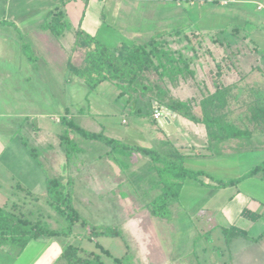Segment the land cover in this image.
Listing matches in <instances>:
<instances>
[{
    "label": "rangeland",
    "instance_id": "1",
    "mask_svg": "<svg viewBox=\"0 0 264 264\" xmlns=\"http://www.w3.org/2000/svg\"><path fill=\"white\" fill-rule=\"evenodd\" d=\"M1 1V4H4L1 7L2 17L5 14L29 15L43 5L37 4L38 0ZM61 1L57 0V4ZM220 1L214 0V3L209 4V0H160L158 7L154 6L148 11L162 20V31L159 32L186 28L185 32L191 34V37L195 36L197 40L202 41L198 45L195 39L193 40L192 46L198 55L191 65L195 76H190L179 84L174 82V85H165L169 86L175 99L184 102L195 99V103H198L205 97L217 95L218 87H222V97L212 96L210 100L220 103L229 93L227 87L232 85L236 87L231 88V95L234 97L237 93L241 94L238 99L231 98L228 108L219 109L217 112L228 115L227 120L236 123L233 129L238 132L239 128V131L245 134L247 145H238L233 153L226 151L227 148L218 152L217 144L209 149V153L203 148L208 156L195 158L193 162L196 169H189L204 172L205 176L200 177L199 182L206 183L204 186L210 189H213L214 180L220 178L226 182L237 179L264 159L263 154L256 155V151H253L256 139L262 138L261 132L264 131H261L262 127L258 123L251 121L248 109V104L253 101L252 93L264 92V56L261 53L264 51V27L259 31L251 27L246 28L242 13H233L231 16L238 20L236 23L230 20L227 14L213 21V17L209 16L212 8L219 9L217 12L223 9L232 12L237 6L222 8L218 6ZM178 4L182 6L177 7ZM12 5H17L19 12L11 14L9 9ZM199 5L206 6L202 8L203 22L195 29L192 21L186 16V10L189 17L196 18ZM248 7L251 12L264 18V12L258 11L255 5L250 4ZM17 22H22L36 31L30 34L27 29L20 28L21 31L14 25L16 30L20 31L14 33L12 41L7 43L4 49L11 52L16 49L20 53L21 63H30L23 46L27 43L35 63L28 66L23 74L10 80L12 85H9L11 90L6 93L7 100L0 99V184L2 183V188L7 193L11 189L9 185H12V191L15 192L11 195L13 200H6V208L12 210L13 204L16 203L29 218H40L51 229H64L67 226L65 220L57 216L44 200L47 178L58 177L67 185L75 207L87 222L85 225H77L72 237L54 239L56 244L50 246L51 248L46 246L38 259L53 257L52 259L57 260L61 256L60 251L75 245L87 252L100 254L105 264H115V259L125 257L129 264H163L162 249L166 250L170 257L177 254L179 261L186 264H206L209 256H212V262L215 264H264V230L261 224H257L248 237L232 235L231 241H228L231 232L223 233L224 225L216 219L213 213L215 210L204 208L213 193L195 195L196 198L190 201H186L185 195L182 196L181 193L179 202L171 206V216L165 220L150 214L148 205L159 194L158 190H151L160 180L156 167H163L162 164L168 161L180 163L181 154H185L182 155L184 164V157L188 153L181 147L194 141H188L190 135L186 126L179 124L177 134L170 133L171 129L168 128L166 133L171 135L166 137L157 122L159 120L155 121L154 111L158 106L152 105L149 97L154 94L157 99L162 98V81H159L161 85H157L160 86L158 88L153 85V91H147L146 96L134 98L130 104L131 111L124 108L128 98L120 95L118 88L109 85L107 90L113 97V105L109 104L103 97H98L100 87L90 94L86 86L66 81L69 73V54L75 42V39L67 34L70 30L57 37L50 31L41 30L45 20L23 16ZM115 27L114 35L105 39L114 48L118 45V40L129 39L128 32L122 29L121 23L115 24ZM8 44L11 45L9 50ZM184 54L192 57L193 51L185 50ZM18 85H30L33 95L26 97L23 93L15 94ZM196 95L198 96L195 97ZM82 110L85 111L84 114ZM118 110L127 111L128 114L121 118L125 134L116 140L126 145L155 151L159 155V162L162 163L130 150L116 149L118 151L109 152L111 149L106 145L85 140L74 134L71 135L74 144L62 140L66 135L63 117L73 118L84 129L105 133L96 118L101 117V114L105 116L108 113H118ZM17 111V115L14 114ZM195 112L199 118H202L203 114L204 117L209 116L200 105L195 106ZM238 117H241L240 121L237 120ZM123 120H127L128 125L123 124ZM243 136L241 138L245 139ZM261 141L264 142V139ZM197 142L194 141V144ZM251 179L255 182L247 179L248 183H242L238 187L246 194L264 202V181L259 178ZM235 193L236 188L225 191L223 197L226 198L228 194L233 196ZM181 196L186 203L181 200ZM204 209L205 211H202ZM221 216L224 217L223 212ZM168 227L174 228V231H165V228L169 230ZM101 228L110 233L119 231L121 236L96 237L97 233H103ZM253 238L259 239L257 245L251 241ZM37 243L47 244L45 241ZM97 244L109 251V254L104 253ZM241 246L248 248L247 254L240 250ZM166 253L164 251V254ZM19 255L16 250L13 251L10 246L4 245L0 247V264L11 262ZM37 255L35 247H30L22 263H29ZM14 261L11 263L14 264Z\"/></svg>",
    "mask_w": 264,
    "mask_h": 264
},
{
    "label": "trees",
    "instance_id": "2",
    "mask_svg": "<svg viewBox=\"0 0 264 264\" xmlns=\"http://www.w3.org/2000/svg\"><path fill=\"white\" fill-rule=\"evenodd\" d=\"M69 1L63 0L60 6L47 14L45 23L41 28L42 31H50L57 37H61L66 31L71 30V23L64 8ZM88 3L89 0H86V4ZM0 24L8 23L0 22ZM194 28L198 29L196 26ZM185 29L179 27L172 31L158 32L143 42H137L132 45L122 43L117 48L111 49L96 37L79 28L75 32V42L69 54L67 63L69 73L66 81H78L89 89L90 94L94 93L100 84L109 83L116 89L118 88L120 95L126 96L130 102L134 98L146 96L147 91H153V85H156L155 88L160 87L157 85H161L159 81H162V98L157 99L152 94V97H149V102L161 108L164 115H169L171 119L174 116H181L196 124L205 125L211 137V142H221V133L223 131L232 134L236 132L233 129V125L226 124L223 115L217 113L221 109L219 104L217 105L213 101H210L212 96L214 98L222 97L221 93L223 91L217 90V95L213 94L210 98L205 97L202 100V108L205 112H209V116L199 118L195 114V99H191L188 102L175 99L169 86H165L174 85V82L179 84L183 80H187L188 77L195 76V70L192 69L191 65L198 58V55L192 46L193 40L195 39V43L198 45L202 41L197 40L195 36L194 38L191 37V34L185 32ZM23 46L30 63L34 64L35 60L30 56L29 46L27 43H24ZM185 50H192L193 56H186L184 54ZM231 88L232 86H229L227 90H231ZM252 94L254 95L253 101L248 104L252 117L251 121L258 123L262 127L261 131H264V92L260 94L253 92ZM210 105L215 109H212ZM157 122L160 126L166 123L164 119ZM62 123L66 135L61 137L67 143H75L71 139V135L74 134L85 140L106 145L111 149L109 152L118 151L119 149L130 150L131 152L147 155L153 161L159 162V155L148 148L126 145L106 136L103 132L95 133L84 129L73 119H68V117H63ZM182 158L181 154L180 163L168 161L162 164L163 167H156L160 174V180L155 186L151 187V190H158L159 194L148 205L150 214L155 218L165 220L171 216V206L179 202L180 194L187 179L200 181L199 178L205 176L204 172L191 171L184 167ZM251 178L264 180V161L237 179L226 182L214 180L213 188L234 187L244 180ZM66 187L67 185L63 184L62 180L58 177L47 178L46 197L44 199L46 204L56 212L57 216L65 220L67 226L64 229H51L40 218H29L28 214L20 210L16 206V203H14L12 210L0 207V247L7 245L13 251L16 250L21 254L32 240L44 241L57 237L69 238L74 235V228L77 225L87 224L80 211L75 207L72 194L69 193ZM242 216L257 220L260 215L244 210ZM101 229L103 233H97L96 237L98 235L121 236L119 231L110 233L104 228ZM227 231L231 232V237L228 238V241H231L232 235L235 237L239 235L246 236L244 232L238 229L231 228L224 230V232ZM97 247L101 248L104 253L109 254V251L105 250L100 244H97ZM61 258L67 261L68 264H105L101 260L100 254L87 252L85 249L75 245L67 247L62 253ZM125 258L115 259V264H129Z\"/></svg>",
    "mask_w": 264,
    "mask_h": 264
},
{
    "label": "crops",
    "instance_id": "3",
    "mask_svg": "<svg viewBox=\"0 0 264 264\" xmlns=\"http://www.w3.org/2000/svg\"><path fill=\"white\" fill-rule=\"evenodd\" d=\"M159 1L160 0H89V3L86 4L85 0H70L64 7L66 10L68 19L71 23V30L67 34H70V36L73 37V40H74L75 32L79 28H81L86 33L96 37L99 41H101L107 47L113 49L114 46L110 45L109 42H107V40L105 39L106 38L109 39L110 36L114 35L115 30H116L115 24L121 23L123 25L122 29H125V32L126 31L128 32L129 39L128 40H118L119 43L118 45L115 46V48H117L122 43L132 45L137 42H143L147 40L148 37L152 36L153 34L158 33L159 31H162V28H161L162 20L160 19V17L153 16L148 12L149 9H151L152 7L154 6L158 7ZM222 1L224 0H221L219 2L220 3L219 5L218 4H215V5H218L219 7L224 8L221 5ZM1 2L2 1L0 0V22H4V23L6 22L8 24H0V99L7 100L6 93L9 92L8 90H11L9 85H12L10 83V80L15 78L19 74H23L24 70L26 68H29L32 64V63H26V62L21 63L20 53L17 52L16 49L14 50L12 49V52L4 49L5 45L7 43H10V41H12L11 37L14 35V33L16 34L18 31L21 30L20 28H22L23 30L27 29V32L30 34L36 31L33 28L32 29L28 28L29 26H26V24L22 22H17V20L22 19L23 16L25 17L29 16L30 18H34L35 20H45L49 11L60 6L63 3V0L59 2L58 4H57V0H50L48 2L47 0H38L37 4L43 3V5L39 6V8H37L35 12L33 10L29 15H21V16H18V15L10 16L9 10L11 14H15L19 12L17 5H12L10 9L8 10L9 16L5 14L4 17H2L3 9L1 8L2 6H4V4H1ZM209 4H211V2ZM250 4L255 5L258 11L264 12V0H236L234 3L229 4V5H237L233 8L232 12L225 11V9H223L221 12H217L216 10H219V9L212 8L210 10L209 16L213 17V21H216V18L222 17L224 14H227L228 18L236 23L238 22V20H235L231 16L233 15V13H242V15L245 17V20H244L245 27L246 28L251 27L252 29L259 31V29L264 27V18L260 17L258 14L251 12L248 7V5ZM180 6H182V4L177 5V7H180ZM205 6L202 7L199 5L197 9L198 17L196 18L193 17V19L191 18V16L190 17L188 16V13L186 10V16L188 17L189 20L192 21L193 25L196 27H198V25H200L203 22V20L201 21V19L203 18L202 8H205ZM260 7L261 9H259ZM139 16H141L142 18H140ZM11 17L14 19H10ZM14 25L15 26L17 25L16 27H18V29L20 30L17 31ZM10 47L11 45L8 44V50L10 49ZM261 53H262V56H264V51ZM29 78L30 77H28L27 80H29ZM5 82L7 85L5 84ZM28 82H30V80ZM73 83L74 85L75 84L82 85L78 81L76 83L73 81ZM109 85L111 84L103 83L98 86V88L99 87L101 88V91L98 93V97H103L107 101V103L113 105V103L111 102L113 100V97L112 95H110V91L107 90L109 89L108 88ZM101 86H104V87H101ZM233 87H236V86L232 85V88ZM221 88L222 87H218L217 90H220ZM16 90L17 92H15V94L17 95H21V93H23V95H25L26 97H29L30 94L33 95V88H31L30 85H18ZM197 90L199 91V88H197ZM231 90L228 91L229 93L227 94L226 98H224L220 103H216L217 105L219 104V106L221 107V110H223L225 107L230 105L231 98L238 99L239 96L241 95L237 93V95L233 97V95H231L230 93ZM197 96L198 95H196L195 97ZM130 104H131L130 101L128 102L126 101V105H124L125 110L127 111L132 110ZM195 104L196 105H194V107L197 105H200L202 108V101L201 102L199 101L198 103H195ZM127 111L118 110V113H108L105 116L101 114V117L96 118L99 124V127L102 128V130H104L105 132L104 134L106 136L111 137L113 139H120V136L122 134H125L123 131L125 128L124 126L121 125V118L123 117V115L128 114ZM19 112L21 113V111ZM81 112L82 114H84L85 111L82 110ZM17 113L18 111L14 114L17 115ZM208 115H209V112H208ZM203 117H204V114H203ZM223 117H224L223 119L226 122V124L227 123L232 124V125L236 124L234 122L232 123L227 120L228 115H223ZM242 118L244 119V116ZM237 120L240 121L241 117H238ZM122 123L128 125L127 120H123ZM175 124H176V127H175ZM179 124H181V126L183 127L186 126L188 128L187 131L189 132V135H190L188 141H190V139L194 141H198L196 144H194V141L187 142V146L181 147V149L184 150L186 154L188 153L187 156L184 157L185 159L184 164L188 169H196L195 164L193 162L195 158L201 157V156H204L203 158H205L208 156V154H206L203 148H206L207 152L209 153V149L212 148V146L217 144L218 152L221 151L220 149L227 148L226 151L233 153V151L237 148L238 145H245V146L247 145L246 136L244 133H241V131H239V128H238V132H234L233 134L230 132L227 133L223 131L221 133V137H222L221 142H218V141L211 142V137L209 136L208 130L205 125L196 124L181 116H174V118L171 119V122L169 123L166 122L165 124L161 125L162 132L166 133V130L171 129L170 133L177 134L179 133L177 130L179 129L177 127ZM223 125L225 124L223 123ZM187 131H183V132H187ZM244 132L246 131L244 130ZM170 133L167 132L166 137H170L171 135ZM116 135H118V137ZM261 135L263 136L262 138L264 139V133L261 132ZM242 136L245 139H242L241 138ZM262 138L256 139V142H257V143L255 142L256 147L253 148V151H256V155L257 154L264 155V142L261 141ZM123 141L126 142V140L124 139ZM168 141L169 140H167V142ZM193 152H199V154H195ZM182 155H185V154H182ZM263 161L264 159H262L259 163ZM235 175L239 176L240 174H235ZM218 180H220V178ZM252 181L255 182V180H252ZM261 181H264V180H261ZM242 183H248V181L244 180L240 184ZM240 184L232 188V189L236 188V193L233 196H230V194H228L227 197L224 198L223 195L225 191L232 190V189H227V188L210 189L208 187H205L203 182H199L197 180L195 181L192 179H187L186 182L184 183V187L181 193H182V196L185 195L186 201H190V199H195L196 198L195 195L201 196L204 193H207V194L213 193V196L208 200L204 208L207 210L210 209L211 211L215 210L213 213L215 214V217L216 219H218L219 223L224 225V227H222L224 230L231 229V228L238 229L244 232V234H246V237H248L250 231L256 228L257 224H261L264 230V202H261L253 198L252 196L246 194L243 190H241L238 187L240 186ZM9 186L11 189L8 190V193H7L6 190L2 188V183L0 184V207H6L7 206L6 200L12 199L11 195L12 193H15L14 191H12V185H9ZM187 195H189L191 198H189V196L187 197ZM181 200L184 203H186L183 197ZM205 209L202 211H205ZM244 210H248L254 214H259L260 216L257 220H252L251 218L249 219L248 217H243L242 213ZM222 212L224 213V217L221 216ZM224 219H226L227 222H225ZM170 228L171 227H168L169 230H167L166 228L164 230L169 231V232L170 230L174 231V228H171V229ZM224 230H223V233H225ZM54 239L56 238L44 240L47 243L45 245L44 243H37V242H42V241L32 240L28 244L26 249L19 255L20 258L19 256H17L19 259H16L17 258L16 257L15 258L16 261H14L15 259H13L11 262L14 261L15 262L14 264H23L22 259L24 258L26 251L30 247L34 246L36 253H38V255L34 259H32V261H30L29 263H25V264H47V263L48 264H58V263L62 264V262L67 263V261L63 260L61 256L58 257L57 260L52 259L53 257L51 259L49 258L38 259L39 255L44 251L46 246L53 247L54 244H56ZM251 241H254L255 245L259 243V239L257 240V238H253V240ZM48 243L52 245H49ZM240 250L244 251L245 254H247L248 248L245 246L244 247L241 246ZM64 251L63 250L62 252L60 251V255H62ZM164 251L166 253V250ZM164 251L162 249L161 255H162V259H164V261L162 262L163 264H186L185 262L179 261V258H177V254L170 257L169 253L164 254ZM245 256L247 257L248 255H245ZM206 260H207L206 264H215L214 262H212L213 260L212 256L207 257ZM11 262L9 261L8 263H5V264H13ZM245 264H248V263L246 262Z\"/></svg>",
    "mask_w": 264,
    "mask_h": 264
},
{
    "label": "built area",
    "instance_id": "4",
    "mask_svg": "<svg viewBox=\"0 0 264 264\" xmlns=\"http://www.w3.org/2000/svg\"><path fill=\"white\" fill-rule=\"evenodd\" d=\"M204 1V0H203ZM236 0H224L221 2L222 6L229 5L230 3H234ZM209 2H213V0H209ZM261 9V7L259 8ZM164 112L161 108L157 107L154 111V119L162 121L164 119Z\"/></svg>",
    "mask_w": 264,
    "mask_h": 264
},
{
    "label": "water",
    "instance_id": "5",
    "mask_svg": "<svg viewBox=\"0 0 264 264\" xmlns=\"http://www.w3.org/2000/svg\"><path fill=\"white\" fill-rule=\"evenodd\" d=\"M164 121L167 122V123L171 122L170 116L165 114Z\"/></svg>",
    "mask_w": 264,
    "mask_h": 264
},
{
    "label": "clouds",
    "instance_id": "6",
    "mask_svg": "<svg viewBox=\"0 0 264 264\" xmlns=\"http://www.w3.org/2000/svg\"><path fill=\"white\" fill-rule=\"evenodd\" d=\"M206 1V0H205ZM213 2H214V0H213ZM212 3V2H211ZM231 4V3H230ZM226 6H228V5H226Z\"/></svg>",
    "mask_w": 264,
    "mask_h": 264
}]
</instances>
